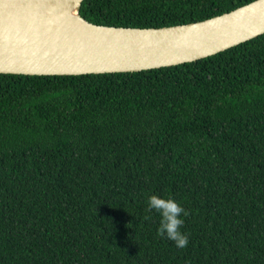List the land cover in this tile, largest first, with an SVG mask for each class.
<instances>
[{"label": "trees", "instance_id": "16d2710c", "mask_svg": "<svg viewBox=\"0 0 264 264\" xmlns=\"http://www.w3.org/2000/svg\"><path fill=\"white\" fill-rule=\"evenodd\" d=\"M253 0H83L106 25ZM157 194L186 211L178 248ZM0 264H264V34L135 72L0 73Z\"/></svg>", "mask_w": 264, "mask_h": 264}, {"label": "water", "instance_id": "95a60500", "mask_svg": "<svg viewBox=\"0 0 264 264\" xmlns=\"http://www.w3.org/2000/svg\"><path fill=\"white\" fill-rule=\"evenodd\" d=\"M75 4L77 18L62 10ZM83 0H0V73L79 75L135 72L217 54L264 34V0L188 23L160 27L97 24Z\"/></svg>", "mask_w": 264, "mask_h": 264}, {"label": "clouds", "instance_id": "9594fccd", "mask_svg": "<svg viewBox=\"0 0 264 264\" xmlns=\"http://www.w3.org/2000/svg\"><path fill=\"white\" fill-rule=\"evenodd\" d=\"M148 205L150 209H155L161 215L159 235H166L178 248H185L189 238L186 233L180 231L184 225L183 216L187 215L185 209L175 199L164 198L157 194L148 198Z\"/></svg>", "mask_w": 264, "mask_h": 264}, {"label": "bare ground", "instance_id": "6f19581e", "mask_svg": "<svg viewBox=\"0 0 264 264\" xmlns=\"http://www.w3.org/2000/svg\"><path fill=\"white\" fill-rule=\"evenodd\" d=\"M61 14L66 21L73 22L77 18L75 4H68L63 8Z\"/></svg>", "mask_w": 264, "mask_h": 264}]
</instances>
